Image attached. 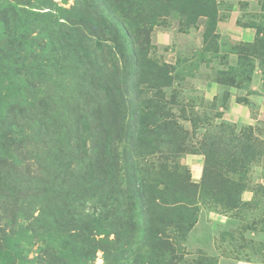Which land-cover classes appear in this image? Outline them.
<instances>
[{
    "label": "rangeland",
    "instance_id": "obj_1",
    "mask_svg": "<svg viewBox=\"0 0 264 264\" xmlns=\"http://www.w3.org/2000/svg\"><path fill=\"white\" fill-rule=\"evenodd\" d=\"M200 1L177 0L174 11L159 17L150 34L148 55L171 66L172 93L178 95L180 103L173 113L187 128L191 126L188 118L195 116L205 127L225 121L244 129L240 140H224L222 159L210 160V165L223 163L207 175L203 189L207 198L198 193L197 222L181 245L180 264H264V69L260 58L240 54L236 47L253 43L258 34L253 41H235L226 29L232 11L239 10V23L257 27L264 37V0H216L218 52L213 49L217 47L205 51L210 44L205 38L208 18L200 15L210 10L213 0H203L206 5L202 9ZM162 2L146 0V11L158 10L162 15ZM18 7L27 14L0 0V264H21L23 255L33 258L49 244L58 252L63 246L67 251L75 242L74 238L48 233L21 237V215L37 208L43 178L65 177L59 163L49 168V162L62 159L67 164V156L75 154L78 145L64 140L71 125L67 122L75 108L101 87L99 73H95L99 65L116 63L111 57L106 59L104 42L115 45L112 42L120 37L116 20L122 19L121 14L113 15L111 8L114 11L115 6L106 8L93 0H32ZM78 24L90 29V34L102 26L109 41L99 44L94 36L88 37L86 46L90 48L82 52L81 59L72 48L60 44L58 37L60 29L73 30ZM71 36L79 40L82 35L72 32ZM172 93L167 90V100L172 101ZM48 115L55 120L42 119ZM205 132L203 127L198 135L191 134L188 142L195 143ZM255 138L258 156H248L245 171L234 172L233 162H229L238 157L233 155H246L243 146ZM171 153L173 161L188 168L192 181L202 183L206 154ZM235 180L246 183L239 195L241 205L237 203L232 210L214 206L220 198L227 200L225 193L214 192H225L224 187ZM102 237L97 238L100 246L104 245ZM77 242L81 243L79 250L92 239L82 237ZM129 248L140 252V241ZM94 264H105L102 249ZM137 264H144L143 258H138Z\"/></svg>",
    "mask_w": 264,
    "mask_h": 264
},
{
    "label": "trees",
    "instance_id": "obj_2",
    "mask_svg": "<svg viewBox=\"0 0 264 264\" xmlns=\"http://www.w3.org/2000/svg\"><path fill=\"white\" fill-rule=\"evenodd\" d=\"M30 1L6 0V4L21 14L24 10L18 6L28 5ZM162 1L165 13L161 15L158 10L146 11V0H93L106 8L115 6L114 11L111 8L115 18L117 14L122 15V19L116 20L119 39L112 42L114 46L104 42L106 59L111 57L116 63L101 64L95 71L99 73L101 87L75 108L67 122V126L71 125L64 140L68 145H78L75 154L67 156V164L62 159L49 162V168L59 163L65 177L43 178L37 208L22 213L18 234L24 237L48 233L71 237L75 242L70 243L67 251L63 246L60 252L49 244L36 251L33 258L23 255L21 264H94L99 249L104 252L105 264H137L138 258H143L144 264H180L183 259L181 245L197 222L198 193H205L207 175L223 163L210 165V160L222 159L226 149L224 140H240L244 128L238 129L225 121L205 127L195 116L188 118L191 126L187 128L173 113L180 103L178 95L172 93L171 66L158 63L148 55L154 25L160 22V16L174 11L172 7L178 3L177 0ZM217 3L213 0L210 10L200 14L208 18L205 38L210 44L206 45V52L212 47H217L213 49L218 52L219 48L218 36L214 33L218 22ZM199 5L202 9L206 4L202 0ZM89 30L83 24L73 30L60 29L59 42L68 46L66 49L72 48L82 59V52L90 48L86 46L88 37L94 36L99 44L101 40L109 41L107 30L102 26L93 34ZM72 32L82 36L74 39ZM257 34L253 43H240L236 47L240 54L260 58L264 69V37L258 29ZM167 90L174 94L172 101L166 99ZM42 119L55 120L49 115ZM203 127L206 129L203 136L190 144L189 136L198 135ZM257 140L243 146L246 155H233L238 157L229 162H233L234 172L245 171L248 156H258ZM172 151L175 156L197 151L206 154L208 162L202 183L192 181L188 168L180 161H173ZM159 153L163 155L158 157ZM245 189L246 183L235 180L224 187L225 192H214L215 195L225 193L227 200L220 198L213 205L236 209L239 195ZM102 235L104 245L100 246L97 238ZM82 237L91 238L92 242L77 250L81 245L77 240ZM137 240L140 252L129 248ZM8 241L11 248L13 239L10 237Z\"/></svg>",
    "mask_w": 264,
    "mask_h": 264
},
{
    "label": "crops",
    "instance_id": "obj_3",
    "mask_svg": "<svg viewBox=\"0 0 264 264\" xmlns=\"http://www.w3.org/2000/svg\"><path fill=\"white\" fill-rule=\"evenodd\" d=\"M261 11L264 12L262 9ZM240 11H232V15L226 23L227 34L235 41H253L257 35V27L251 25H241L239 23ZM236 264H262L249 261H238Z\"/></svg>",
    "mask_w": 264,
    "mask_h": 264
}]
</instances>
